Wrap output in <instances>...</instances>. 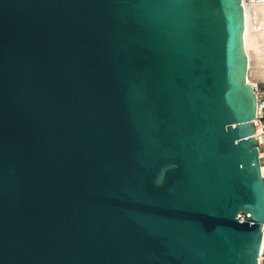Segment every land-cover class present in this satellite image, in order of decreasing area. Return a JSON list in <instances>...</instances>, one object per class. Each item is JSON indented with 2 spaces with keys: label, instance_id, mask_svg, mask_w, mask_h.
<instances>
[{
  "label": "water",
  "instance_id": "obj_1",
  "mask_svg": "<svg viewBox=\"0 0 264 264\" xmlns=\"http://www.w3.org/2000/svg\"><path fill=\"white\" fill-rule=\"evenodd\" d=\"M245 18L242 0H0V264H258Z\"/></svg>",
  "mask_w": 264,
  "mask_h": 264
},
{
  "label": "bare ground",
  "instance_id": "obj_2",
  "mask_svg": "<svg viewBox=\"0 0 264 264\" xmlns=\"http://www.w3.org/2000/svg\"><path fill=\"white\" fill-rule=\"evenodd\" d=\"M244 7L246 17L243 34L244 47L249 60H251L254 52L264 55V3L244 4ZM248 80L252 81L249 73ZM262 172L264 173V167L262 168Z\"/></svg>",
  "mask_w": 264,
  "mask_h": 264
},
{
  "label": "built area",
  "instance_id": "obj_3",
  "mask_svg": "<svg viewBox=\"0 0 264 264\" xmlns=\"http://www.w3.org/2000/svg\"><path fill=\"white\" fill-rule=\"evenodd\" d=\"M243 4H261L264 0H242ZM257 95V114L253 119L254 124V136L258 141L259 159L261 169L264 167V89L261 88L259 82H250ZM263 173V172H262ZM264 174V173H263ZM241 219L245 218V215H239ZM264 232V229H263ZM258 264H264V233L261 245V250L259 254Z\"/></svg>",
  "mask_w": 264,
  "mask_h": 264
},
{
  "label": "rangeland",
  "instance_id": "obj_4",
  "mask_svg": "<svg viewBox=\"0 0 264 264\" xmlns=\"http://www.w3.org/2000/svg\"><path fill=\"white\" fill-rule=\"evenodd\" d=\"M254 53L250 60L249 75L252 81L259 82L261 88L264 89V55Z\"/></svg>",
  "mask_w": 264,
  "mask_h": 264
}]
</instances>
